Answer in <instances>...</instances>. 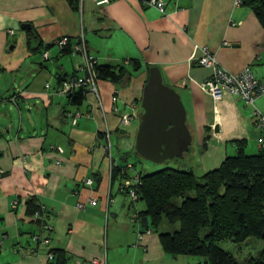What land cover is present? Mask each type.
<instances>
[{
	"label": "crops",
	"instance_id": "1",
	"mask_svg": "<svg viewBox=\"0 0 264 264\" xmlns=\"http://www.w3.org/2000/svg\"><path fill=\"white\" fill-rule=\"evenodd\" d=\"M97 1L81 0L74 11L67 0H0V264H195L193 258L165 252L158 234L138 221L123 179L112 177L105 135L110 134L113 147L115 141L113 165L131 163L120 156L133 151L143 86L149 68L157 66L186 108L192 135L183 154L187 168L197 175L216 168L236 153L235 140H245V147L251 142L250 154L257 153L264 145L257 143L260 129L252 107L232 94L216 101L203 91L200 83L211 69L200 66L193 54L200 55L196 46L207 48L227 70L248 66L264 80V30L235 0H163L167 15L144 0L100 6ZM23 24L31 26L33 36L21 29ZM18 32L30 58L20 63L6 57ZM81 33L97 63L130 70L120 82L99 80L100 107L90 93L75 105L57 91L60 76L79 73L80 54H61L53 46L44 58L26 45L27 38L34 49L63 36L73 44ZM22 69L26 75L20 82ZM255 105L264 115V96ZM120 114L131 115L128 124H120ZM89 176L90 185L84 183ZM30 197L51 225L43 233L48 244L31 240L38 229L26 212ZM92 199L96 205L89 203ZM51 249L62 254V263L48 259Z\"/></svg>",
	"mask_w": 264,
	"mask_h": 264
},
{
	"label": "trees",
	"instance_id": "2",
	"mask_svg": "<svg viewBox=\"0 0 264 264\" xmlns=\"http://www.w3.org/2000/svg\"><path fill=\"white\" fill-rule=\"evenodd\" d=\"M68 3L74 11L78 9L77 0H68ZM239 5L248 8L264 30V0H240ZM24 32L27 36H33L31 30ZM26 45L30 50L43 54L55 43L46 46L39 44L32 49L30 38H27ZM59 53H72L70 44ZM138 65L132 62L133 68ZM95 68L99 80L112 82H120L130 73L124 66L106 63H96ZM65 76H60V79ZM85 95V90H78L66 98L68 103L78 105L84 101ZM234 142L237 145L236 153L226 156L216 168L201 175L191 168L164 167L152 172L134 171L132 161L131 170L127 169L129 162L125 161L130 159L132 153H137L135 146L132 153L123 152L120 156L124 164H112L114 178L124 179L138 174L139 182L134 185L136 199L131 200L128 191L125 192L131 202L140 200L144 203V209L136 212L137 219L147 230L158 234L165 252L199 256L204 258L205 264H238L230 252L218 245L220 241L234 239L241 242L249 236L264 241V148L248 154L244 151L245 140ZM33 199H27L26 212L32 217L38 232L40 221L33 218V214L41 206ZM163 221L176 225L163 231L159 229ZM48 252L54 255L51 262L62 263L64 257L61 253L57 255V250L52 249ZM247 264H264V248Z\"/></svg>",
	"mask_w": 264,
	"mask_h": 264
},
{
	"label": "built area",
	"instance_id": "3",
	"mask_svg": "<svg viewBox=\"0 0 264 264\" xmlns=\"http://www.w3.org/2000/svg\"><path fill=\"white\" fill-rule=\"evenodd\" d=\"M68 1V0H67ZM111 1L117 0H99L96 5H104ZM144 4L148 7L156 9L162 15H167L166 4L163 0H144ZM78 6L81 4V0H77ZM240 0H235V5L238 6ZM10 35L14 33L9 31ZM68 44L72 49V53H78L82 57V63L78 66L79 73H73L72 75L65 76L60 79L57 91L63 96H67L71 93H74L78 90H85V94H92L97 102V105L101 106V98L99 94L98 82L99 78L97 77L95 65L97 63L96 57L93 53L90 52L87 42L84 35L81 33L76 38V41L71 44V40L67 36L58 38L55 41V46L58 47L59 51L64 49ZM195 52H199L200 55L195 58L197 63L200 66L208 67L211 69V73L206 77L201 83L200 88L208 93L214 100H219L223 97L225 93L238 96L242 99L245 104H249L252 107L251 118L254 120L256 126L260 129L261 135L258 138V145L262 147L264 145V115L255 105V101L264 95V80L258 79L251 72L248 66L243 67L238 72H231L224 68L216 55L211 53L207 48L195 47ZM44 58H48V53L45 51L43 53ZM48 85V84H47ZM114 100L115 97L113 96ZM78 114V113H77ZM131 115L120 114V124L126 125L129 123ZM75 122V119H74ZM112 140L110 134L107 132L105 135V143L103 149L106 156L113 164L112 156ZM61 150V148H59ZM127 169L132 168L131 163L126 164ZM0 173H3V170L0 169ZM139 182L138 174H132L124 178L122 181V186L125 190L128 191V196L131 200H135L137 195L134 188V185ZM85 184H92L93 178L86 177L84 179ZM113 201L108 198L107 202ZM91 205H96L97 200L92 199L89 202ZM79 206H82L81 204ZM12 207H15V202H13ZM136 215L131 216L132 220H135ZM33 218L40 221V230L31 235V240L39 244H48L49 238L43 233L50 232L51 225L47 222L43 208L35 211ZM140 237V235H139ZM48 259L53 260L54 255L51 252H47ZM96 262V260H94Z\"/></svg>",
	"mask_w": 264,
	"mask_h": 264
},
{
	"label": "water",
	"instance_id": "4",
	"mask_svg": "<svg viewBox=\"0 0 264 264\" xmlns=\"http://www.w3.org/2000/svg\"><path fill=\"white\" fill-rule=\"evenodd\" d=\"M21 29L30 30L31 26L23 24ZM141 106L143 112L135 135L136 152L152 162L182 156L192 142L186 108L176 89L163 82L157 66L149 68Z\"/></svg>",
	"mask_w": 264,
	"mask_h": 264
},
{
	"label": "rangeland",
	"instance_id": "5",
	"mask_svg": "<svg viewBox=\"0 0 264 264\" xmlns=\"http://www.w3.org/2000/svg\"><path fill=\"white\" fill-rule=\"evenodd\" d=\"M21 37H22V32H18L17 36H16V39H17L16 44H15L16 47H14L12 50H9L10 47L12 45H14V44H12V45L10 44L11 46L10 47L8 46L6 49L7 50L6 57L8 56L9 58H12V59L17 58V60H19L18 63L22 62L24 60V58H26L28 61L30 60V58L27 56L28 53H26L27 51L25 50V46L22 43ZM25 72H26V70L22 69V71L18 77V80L20 82L25 79V75H26ZM15 73H16V71H13L12 74L15 75ZM28 81H30V79ZM257 143H258V141H257ZM248 145L251 146V142H249ZM112 146H113V144H112ZM249 146L245 147V149H246L245 151H246V153L250 154L251 152H249L250 151ZM115 151L116 150H115V141H114V147H113L112 152H115ZM130 160L132 162H134L137 170H141V171H145V172H152V171L164 168V167H172V168H179V169L187 168V166H185L183 163V161H184L183 155L178 156V157H173L171 159H167L163 162H152L150 160L143 158L142 156H140L137 153H132V155H130ZM135 204H136V207L138 210L144 209V203L142 201L139 200ZM175 225H170V224L166 223L165 221H163L162 224L160 225L159 229L163 230V231L170 230L171 228L175 227ZM218 245L221 248L225 249L226 251L230 252L234 256V258L236 259L238 264H247L248 260L250 258L257 257L260 254V252L264 248V241L262 239H258L256 237L249 236L241 242H238L234 239H227L224 241H220ZM0 250H2V249H0ZM185 256L187 258H193L195 264H198V261H200L199 262L200 264H205L204 258H202V257H199V256H193L192 257V256H188V255H185Z\"/></svg>",
	"mask_w": 264,
	"mask_h": 264
}]
</instances>
